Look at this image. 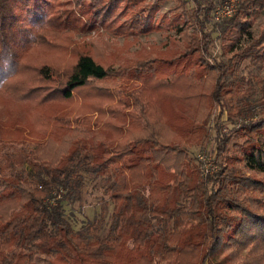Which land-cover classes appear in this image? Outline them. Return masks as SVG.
Returning a JSON list of instances; mask_svg holds the SVG:
<instances>
[{
    "label": "trees",
    "instance_id": "trees-1",
    "mask_svg": "<svg viewBox=\"0 0 264 264\" xmlns=\"http://www.w3.org/2000/svg\"><path fill=\"white\" fill-rule=\"evenodd\" d=\"M163 1L0 0V100L22 116L0 128V264H264V78L261 114L236 103L242 62L264 64V0H191L168 20L176 38L128 59L131 42L161 30ZM258 16L260 32L237 48ZM99 30L122 46L108 54L117 47L82 36ZM214 107L209 176L187 148L208 140ZM223 115L240 120L221 131ZM27 139L22 166L3 165ZM82 174L120 181L102 236V220L74 230L63 215Z\"/></svg>",
    "mask_w": 264,
    "mask_h": 264
},
{
    "label": "rangeland",
    "instance_id": "rangeland-1",
    "mask_svg": "<svg viewBox=\"0 0 264 264\" xmlns=\"http://www.w3.org/2000/svg\"><path fill=\"white\" fill-rule=\"evenodd\" d=\"M178 3H181L182 5L179 6ZM192 7L193 4L191 0H164L158 5V10L155 14V18L157 20H164V22L161 23V30L159 32H152L148 35L139 36L137 42L135 43L131 42V38H128V41L131 42V45L128 49V55H125V57H127L128 59H133V55L130 54H133V52L138 49L139 44L159 45L166 41L167 36L176 38L175 30L172 29V25L168 24V20H173L177 16L188 14L191 11ZM66 8H68V6H66ZM122 21L123 18H120L119 22ZM262 21L263 18L261 16H258L255 19V22L250 29L249 36L244 37L241 41H239L237 44V48L242 49L250 42L251 38H255L258 35L261 30ZM207 29L208 31H210L211 36L214 38L212 50L210 51L211 57L214 59H219L221 47L218 39L216 38L217 34L214 30V26L212 24H209L207 25ZM98 33H101V35L97 37L95 32H90L82 36L85 38V40L91 37L99 40V42L105 46L110 45L117 47L115 49L107 51L108 54H111L114 50L119 49L122 46L121 38H117L113 35L104 34L102 31ZM80 38L81 35L74 34L72 40L75 43L87 42L79 40ZM168 48H172V45H169ZM206 60L209 61L208 59ZM240 75L246 78V82L239 92L236 103H251L253 105V108L255 109V115L257 114V112L258 114H261L263 111V101L260 97L261 85L259 84L258 80L260 78H264V64L259 69H256L250 67L247 61H243L240 65ZM114 90L116 94V88H114ZM216 113L217 109L216 107H214L208 115V140H206L200 145H192L187 148V153L194 159V162L200 167L202 174H207L209 176L216 171V161H218L219 159L218 157H215V134L213 129V122L215 120ZM14 120H22L21 111L19 110V108L16 107L14 104L10 103L9 101L0 100V128L7 127V122H11ZM239 120L240 119L236 117L229 119L223 115V117L219 121L221 131H226L233 126H236ZM13 137V134L8 133V135L4 136L3 138L12 140ZM241 141L242 140L239 138H231L228 143L229 152L236 156L241 155ZM33 147H35V144L30 143L28 139L24 140L23 143L20 145L10 143L5 149L4 161L6 163H4L3 165L11 163L17 166H22V158L24 153L27 150L32 149ZM249 174H253L255 176L260 175L255 172H249ZM82 176L83 186L80 192L79 199L71 203L62 202L63 215L74 230L81 229L88 221L98 222L102 220L104 225L102 226L99 232V235L102 236L106 231L112 207L111 198L109 196V188L112 186H116L120 181L115 180L113 176H92L89 174H82Z\"/></svg>",
    "mask_w": 264,
    "mask_h": 264
},
{
    "label": "built area",
    "instance_id": "built-area-1",
    "mask_svg": "<svg viewBox=\"0 0 264 264\" xmlns=\"http://www.w3.org/2000/svg\"><path fill=\"white\" fill-rule=\"evenodd\" d=\"M225 13L228 14L229 13V10H227Z\"/></svg>",
    "mask_w": 264,
    "mask_h": 264
}]
</instances>
